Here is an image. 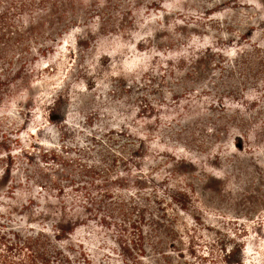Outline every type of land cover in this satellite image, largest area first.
Wrapping results in <instances>:
<instances>
[{
    "label": "rangeland",
    "instance_id": "374dc122",
    "mask_svg": "<svg viewBox=\"0 0 264 264\" xmlns=\"http://www.w3.org/2000/svg\"><path fill=\"white\" fill-rule=\"evenodd\" d=\"M59 5L14 46L12 66L0 59V79L7 74L17 93L27 87L16 103L0 104V134H20L35 158L26 163L18 148L13 173L0 174V225L59 233L46 248L51 264H82L85 255L93 264L124 260L106 245L112 234L83 208H69L72 190H39L51 175L30 148L35 142L72 161L105 155L111 188L148 199L156 217L142 227L144 264H200L213 247L222 261L220 251H233L237 262L264 264V55L234 83L217 72V59L207 58L205 74L193 62L205 45L226 53L264 47V0ZM71 169H58L60 186L76 181Z\"/></svg>",
    "mask_w": 264,
    "mask_h": 264
},
{
    "label": "trees",
    "instance_id": "16d2710c",
    "mask_svg": "<svg viewBox=\"0 0 264 264\" xmlns=\"http://www.w3.org/2000/svg\"><path fill=\"white\" fill-rule=\"evenodd\" d=\"M60 8L59 0H9L6 8L0 7V59L6 62V65L12 66L11 57L9 55L11 51L15 49L16 44L23 43L28 40V36L37 27L44 25V20H49L50 12L56 14V10ZM41 14V15H40ZM36 16L29 22L20 20V26L15 25L14 18H21L23 16L31 17ZM45 15V16H44ZM61 16L62 14L59 13ZM55 19V18H53ZM206 22H212L210 18L205 19ZM19 22V19H18ZM53 23V21H52ZM22 45V44H21ZM23 46V45H22ZM203 53L200 56L194 57V64H198L199 74H205L203 70H210V66H207V58L217 59L221 65L218 66L217 72L221 74L231 83L236 82L234 75L238 76V79H244L250 76L254 62L261 54L264 55V47L260 48L258 45L247 50H240L235 52H224L223 49L209 48L205 45L202 47ZM231 55L233 58H229ZM203 57V59H202ZM8 59V60H7ZM178 65H182L183 62L180 58L174 60ZM211 63L212 61L209 60ZM210 65V64H209ZM216 67L215 62L211 63ZM264 68V62L259 63ZM26 66V58L22 57L18 64L17 70H21ZM206 66V67H205ZM208 68V69H207ZM215 69H213L214 71ZM19 73L17 72L16 75ZM198 74V73H197ZM4 78V79H3ZM5 82L0 83V104L4 102L12 103L17 102L20 95L26 92H18V85L13 86L11 80L7 74L1 77ZM0 79V81H2ZM204 95H208L207 92H201ZM26 96H24L25 99ZM199 99V97H196ZM34 109L32 110V112ZM36 120V118H34ZM13 133V132H12ZM13 135V134H10ZM29 135V134H28ZM30 139L33 137L29 135ZM24 141L21 140V135H16L13 140L9 139V134H0V162L4 157L6 166L0 169V174L10 175L13 173V167L17 156L15 153L18 148H22L26 157L29 159H35L31 157L32 153L29 148L23 146ZM30 144L32 151H37V161L50 172V181H48V188L40 187L39 190L46 191L49 189L53 194L60 197L64 195L66 189H70L74 193V199L70 200L69 208H83L86 212L92 216L95 222V228L98 230H106L112 237L109 238V242L106 245L108 249L113 252H121L124 260H121L122 264H144L145 251H144V232L143 225L152 223L151 217H156L152 214V207L147 198H137L135 195L127 192V190L115 191L114 188L108 184L106 180V173L103 171V167L106 165L105 155H101V159L96 162H91L83 159H76L74 161L65 158L53 148L37 147ZM77 152L82 154V157L86 156L83 149ZM85 158V157H84ZM1 162V163H2ZM34 163V162H33ZM28 165V164H27ZM73 168L71 169L72 176L80 180L77 183L73 178L64 179L62 181L68 182V187L60 186L57 183L58 169L61 168ZM16 173L17 170H14ZM70 176V177H72ZM29 178L27 183H33L34 181ZM34 184V183H33ZM38 187V186H36ZM10 190L11 188L6 187ZM14 191V188H13ZM176 198H172L175 201ZM85 205V206H77ZM82 209V210H83ZM97 223V225H96ZM64 230H61L62 233ZM59 233L50 236L44 230H23L19 226L3 227L0 225V264H51L47 258V245L51 242H60L58 238ZM59 252V250H57ZM224 252L223 261L222 258L217 255V252L210 249L206 256H199L200 264H221L227 259H231L233 264H244L237 262L234 258L237 252L233 251H220ZM60 254V253H59ZM232 255V256H231ZM73 264V263H71ZM75 264V263H74ZM82 264H93L85 255ZM229 264V263H228Z\"/></svg>",
    "mask_w": 264,
    "mask_h": 264
}]
</instances>
